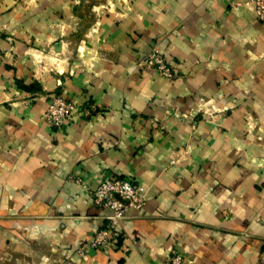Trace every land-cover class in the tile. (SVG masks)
Masks as SVG:
<instances>
[{
  "label": "crops",
  "instance_id": "0c3cea01",
  "mask_svg": "<svg viewBox=\"0 0 264 264\" xmlns=\"http://www.w3.org/2000/svg\"><path fill=\"white\" fill-rule=\"evenodd\" d=\"M248 1L0 0V264H264V26ZM152 48L174 77L138 67ZM52 96L76 105L63 129L42 118ZM102 173L145 195L106 250L90 246Z\"/></svg>",
  "mask_w": 264,
  "mask_h": 264
},
{
  "label": "built area",
  "instance_id": "2783aa9c",
  "mask_svg": "<svg viewBox=\"0 0 264 264\" xmlns=\"http://www.w3.org/2000/svg\"><path fill=\"white\" fill-rule=\"evenodd\" d=\"M253 4L255 16L264 26V0L248 1ZM248 2L246 4H248ZM141 69H152L164 78H172L175 75L173 67L166 62L164 55L156 48H152L137 63ZM74 102L60 96H52L46 102L42 113L43 120L53 128L63 129L75 111ZM92 203L109 211L108 224L93 236L90 246L102 250L108 249L112 244L113 235L109 232L110 225L125 216L128 209H140L145 200L143 187L127 178L113 177L108 173H102L99 183L91 193ZM83 255L82 251H79ZM183 257L171 251L166 259V264H182Z\"/></svg>",
  "mask_w": 264,
  "mask_h": 264
},
{
  "label": "rangeland",
  "instance_id": "374dc122",
  "mask_svg": "<svg viewBox=\"0 0 264 264\" xmlns=\"http://www.w3.org/2000/svg\"><path fill=\"white\" fill-rule=\"evenodd\" d=\"M184 260V259H183ZM182 264H183V262H182Z\"/></svg>",
  "mask_w": 264,
  "mask_h": 264
}]
</instances>
